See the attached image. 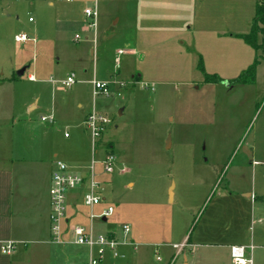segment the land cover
<instances>
[{
  "label": "rangeland",
  "instance_id": "obj_1",
  "mask_svg": "<svg viewBox=\"0 0 264 264\" xmlns=\"http://www.w3.org/2000/svg\"><path fill=\"white\" fill-rule=\"evenodd\" d=\"M259 1L0 0V156L12 165L30 162L39 146L41 158L56 155L55 164L89 182L95 149L93 178L103 201L93 212H113L94 220L92 235L112 233L117 242L98 264H169L185 236L204 245L183 250L188 264H232L227 245L245 247L252 264H264L263 36L257 49L239 38ZM86 9L96 12L94 27ZM20 34L29 41L15 42ZM117 50L123 54L115 67ZM254 60L253 83H236ZM204 74L220 81L205 83ZM69 75L75 83L61 86ZM93 80L111 82L109 95L93 97ZM92 110L108 122L93 147L85 126ZM49 115L53 124L40 120ZM108 147L115 167L104 173ZM51 174L37 192L40 235L24 239L26 249L5 241L15 248L0 249V264L87 263L88 250L71 244L69 231L63 247L51 240ZM79 190L67 195L74 217L64 229L90 225ZM19 203L12 184V232L29 218ZM173 262L182 264V254Z\"/></svg>",
  "mask_w": 264,
  "mask_h": 264
},
{
  "label": "built area",
  "instance_id": "obj_2",
  "mask_svg": "<svg viewBox=\"0 0 264 264\" xmlns=\"http://www.w3.org/2000/svg\"><path fill=\"white\" fill-rule=\"evenodd\" d=\"M66 2H70V0H65ZM84 15L92 21L89 23L90 27H94V20L96 17V12L90 9L84 10ZM30 21V19H29ZM77 40L78 37H75ZM14 41L21 43L29 41L28 37L23 34L14 36ZM123 52L121 50H117V57L114 58L115 67H118L120 64L119 56H121ZM29 79H33L29 77ZM75 83V80L72 75H69L64 81L60 84L63 87H70ZM111 82H100L93 80L91 82L92 86V96H108V85ZM123 87V84L119 85ZM117 95V94H116ZM40 120L42 122H48L49 124L54 123V118L49 115L47 117H41ZM108 124L107 120L97 114L94 110L87 115V119L85 121V126L90 130V138L92 147L95 144V141L100 138L103 128ZM66 137V135H65ZM110 147L106 149V152L103 157V161L100 162L101 169L104 173H111L113 171L115 157L112 153V150H109ZM96 154L95 149L92 148V156H91V168L90 173L88 175L89 182L87 179L80 176L79 174H73L71 172H66L65 167L61 162H56L55 170L52 172L50 177V186L48 189L49 196V222H50V234L51 240H55L60 245H64L66 242L63 241V237L66 235L67 231L70 232L72 236L71 244L75 246H82L88 250L89 259L87 263L83 264H98L101 261V257L105 251V249L112 250L114 246L117 244L116 240L113 238L112 233L107 234L106 236L98 235L97 237H93L92 235V226L94 220L98 219L100 221L105 220L112 212L113 209L108 206L105 209H101V211L95 214L92 209L98 205H100L103 199H99L96 197L97 188L99 184L94 181V165L97 163L94 160V155ZM76 189H80L78 191V198H81L83 205L90 209V213L88 218L90 220V225L88 227H82L80 225H74L70 229L62 228L63 225H67V206L66 200L67 195L71 192H74ZM122 234L126 235L128 233L127 226H122L121 228ZM188 245L186 242H182L179 245H173L172 248L177 251H182L187 248ZM15 248L14 242H6L5 244L0 246L2 253L7 254L9 251ZM96 248L95 253H92V249ZM245 247L243 246H231L230 247V261L232 264H252L251 258H246L245 256Z\"/></svg>",
  "mask_w": 264,
  "mask_h": 264
},
{
  "label": "crops",
  "instance_id": "obj_3",
  "mask_svg": "<svg viewBox=\"0 0 264 264\" xmlns=\"http://www.w3.org/2000/svg\"><path fill=\"white\" fill-rule=\"evenodd\" d=\"M11 79L12 78L8 79L7 81H11ZM76 107L81 108V104L79 103L76 104ZM32 108L34 109L35 106L31 105L29 107V110H31ZM40 154H41L40 147L39 146L38 148L35 147L34 148L35 158L33 161L30 160V162H25V161L14 162L13 165L11 163L10 158L5 160L3 157L0 156V237H6L4 240H0V244L5 243V241H14V242L19 241V243L22 244L23 248L26 249L25 245L27 243L22 241H25L24 239L26 240L35 239L41 233V224L39 218L42 208L37 192L41 190V185H42L41 177L44 176V174L46 175L48 174L49 176L50 173L55 170L56 168L55 163L54 160H52L51 158H56L57 156L54 155L51 158L45 159V158H41ZM37 155L39 156L38 160L36 159ZM91 156H92V148H91ZM29 167L33 168V170L30 172L26 171V169ZM12 169H16V171L11 173ZM12 184L15 188H17V193L20 196L21 204L19 203L18 206L19 212L22 215L24 214L29 216L27 220H23L20 224L14 227L13 232L10 224L12 217L11 214L13 211ZM70 204H71L70 208L69 206L67 207V220H66L67 225L70 219L74 217L72 208L75 205V203L71 202ZM47 205H48V194H47ZM47 215L49 216L48 213ZM182 242L187 243L188 245L187 248L190 254L193 253L196 248L198 247L201 248L202 246H204V245L196 246L195 244L190 242V237L187 236L183 238ZM60 246L63 247L64 245H60ZM231 246H239V245H227L226 247H224L225 249H227V255L229 256V259H230ZM251 248L252 247H250V249ZM64 254L66 255V253ZM174 254L175 255L171 257L169 264L174 263L173 261L175 257L181 254L183 257L182 264H188L187 257L184 255L183 250L182 251L175 250ZM68 257H71L70 260L73 261L74 256H72L71 253H69ZM63 264H67V262L65 261Z\"/></svg>",
  "mask_w": 264,
  "mask_h": 264
},
{
  "label": "trees",
  "instance_id": "obj_4",
  "mask_svg": "<svg viewBox=\"0 0 264 264\" xmlns=\"http://www.w3.org/2000/svg\"><path fill=\"white\" fill-rule=\"evenodd\" d=\"M261 35L263 36L262 42H263V51H264V2L259 1L256 4L255 7V13H254V19L252 24L249 26V31L246 34L239 35V38H241L245 44L250 46L252 49L260 48L256 44V38L257 36ZM257 61L254 60L253 64L249 66L244 72H242L237 79L235 80L236 83L239 84H245V83H253L254 81V74H255V68L257 65ZM198 69L203 73V68L201 65V62L199 61ZM220 79L216 76H210L207 74H204V82L205 83H218Z\"/></svg>",
  "mask_w": 264,
  "mask_h": 264
},
{
  "label": "water",
  "instance_id": "obj_5",
  "mask_svg": "<svg viewBox=\"0 0 264 264\" xmlns=\"http://www.w3.org/2000/svg\"><path fill=\"white\" fill-rule=\"evenodd\" d=\"M26 70H27V67L20 69L19 71H17L16 76L21 77ZM103 221L105 220L103 219Z\"/></svg>",
  "mask_w": 264,
  "mask_h": 264
}]
</instances>
